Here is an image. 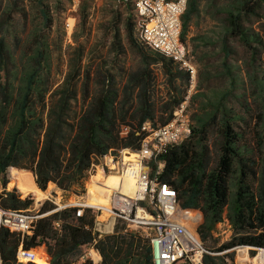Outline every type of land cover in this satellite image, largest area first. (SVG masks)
Returning a JSON list of instances; mask_svg holds the SVG:
<instances>
[{
    "label": "trees",
    "instance_id": "obj_1",
    "mask_svg": "<svg viewBox=\"0 0 264 264\" xmlns=\"http://www.w3.org/2000/svg\"><path fill=\"white\" fill-rule=\"evenodd\" d=\"M38 3L41 28L30 30L17 50L10 47L6 33L14 14H25L23 0H0V182L5 187L7 168L16 166L30 170L41 189L52 182L62 191L84 193L92 159L110 149L137 148L141 123L146 119L154 125L166 123L184 98L189 76L175 60L139 37L133 4L127 1L123 3L125 16L115 10L109 20L112 46L117 52L121 50V22L139 64L120 83L108 68L94 73L86 69L82 88L78 89L72 79L80 74L79 54L75 66L52 89L48 30L54 16L44 0ZM200 4L201 0H187L181 13L180 39L185 43L188 26ZM262 9L264 0H224L219 4L224 14L222 48L226 54V39L234 37L255 59L257 43L263 39L246 21ZM80 16L81 20L86 17L84 3ZM13 39L17 46L15 34ZM222 63L233 85L235 75L225 59ZM156 65L164 85L157 99ZM248 78L252 100L245 99L244 116L229 106L230 89L205 95L201 112L194 113L190 133L160 155L164 159L160 180L175 188L181 207L201 211L196 230L208 250L203 255L204 264H235L233 250L237 245L249 246L251 255L257 248H264V77L252 71ZM240 119L242 126L237 123ZM123 126H127L125 133H121ZM17 173L22 177L21 171ZM19 180L18 187L23 190ZM12 184L16 186L15 181ZM31 203V198H22L15 190H0L2 207L24 209ZM55 206L45 200L40 210ZM224 214L232 234L217 244L213 230ZM55 218L60 219V231L52 227ZM92 225L89 212L76 216L74 208L65 207L40 217L33 233L22 242L25 247L44 243L50 264H70L77 252L92 242L100 252V261L80 264H153L149 238L140 228L126 229L120 217L112 231L100 235ZM20 240V234L0 228L3 264H37L16 262L14 253Z\"/></svg>",
    "mask_w": 264,
    "mask_h": 264
},
{
    "label": "built area",
    "instance_id": "obj_2",
    "mask_svg": "<svg viewBox=\"0 0 264 264\" xmlns=\"http://www.w3.org/2000/svg\"><path fill=\"white\" fill-rule=\"evenodd\" d=\"M69 1L75 8L79 0ZM120 1L132 2L139 37L149 47L171 57L188 72V87L184 98L174 108L171 118L166 123L154 125L150 119L141 123L137 132L140 134L137 148L110 149L92 159L88 170L90 176L100 172L105 176L116 174L121 179L130 178L132 180L130 192L124 191L122 185L112 186L106 203L89 201L86 193H73L66 200L59 202L56 200L58 195L49 193L36 204L33 200L32 204L24 209L5 208L0 205V228L5 227L20 234L21 237L14 253L16 262L35 261L38 264H50V256L45 250L37 252L34 247H25L22 239L33 233L40 217L55 210L72 207L76 216H84L87 212L92 215V229L98 235L112 231L118 217L126 222V229L140 228L149 238L153 264L177 262L204 264L203 255L208 250L196 230L201 218L200 210L181 207L175 188L159 178L164 167V159L160 155L174 142L186 137L190 133L192 123L188 99L197 79L198 65L195 55L180 39L181 13L186 7L187 0ZM65 25L70 32L73 20L70 21L68 18ZM126 131L127 126H123L121 133ZM2 189L7 191L10 187L8 185L4 187L0 182V190ZM28 192L35 191H27L26 196ZM27 197L34 199L32 194ZM45 200L53 201L56 206L41 211L39 205ZM189 211L193 213L191 223L178 217V214ZM60 226V219H53L52 227L60 231ZM240 247H237V250ZM263 258L259 259L261 264H264ZM100 259V252L92 242L85 244L72 258L70 264H80L85 260L97 263ZM0 264H3L1 257Z\"/></svg>",
    "mask_w": 264,
    "mask_h": 264
},
{
    "label": "rangeland",
    "instance_id": "obj_3",
    "mask_svg": "<svg viewBox=\"0 0 264 264\" xmlns=\"http://www.w3.org/2000/svg\"><path fill=\"white\" fill-rule=\"evenodd\" d=\"M44 1L49 5L54 16L53 23L48 30L52 89L57 88L67 73L72 69V66H75L79 54L80 74L72 79L78 89L82 88L81 84L86 69L94 73L99 68H108L120 83L124 81L125 74L139 64V56L127 40L121 22L118 24L121 31V50L117 52L112 46L113 31L109 28V20L112 12L116 10L120 11L122 16L126 14L125 6L120 0H79L75 8L72 7V3L69 0ZM223 2L224 0H213L212 2L201 0L200 10L192 17L186 33V44L195 55L198 65L197 79L188 99V108L192 122H195L194 113L201 112L200 104L204 96H211L213 92L223 89L231 90L227 102L236 112H240L244 116L245 99L252 100L248 73L255 71L258 75L264 77V9L260 11V14L252 16L246 21L247 25L259 31L263 39L262 43H257L258 52L255 54V59L252 60L251 51L243 47L237 38L228 37L226 39V46L229 49L227 54L222 48L224 14L219 10V4ZM81 3L86 5V17L84 20H81L80 16ZM23 4L25 14L15 13L12 19L11 29L6 33V39L10 47L16 48L17 50L22 47L30 30L35 26L41 28L42 21L38 11V0H23ZM68 18L70 21L73 20V27L70 32L66 29L65 25ZM13 34L18 38L17 46L14 44ZM253 44L257 45L256 42ZM224 59L235 75L233 85L230 83V76L224 71L225 66L222 63ZM154 69L157 73V92L155 95L157 99L159 94L164 92V85L159 66H154ZM237 123L238 126H242L244 124L243 119L237 120ZM18 171L25 174L24 176L27 177L25 178L26 181H23V177L17 173ZM7 175L8 182L6 185L10 187V190H15L22 198L32 194L34 196L32 202L33 200L35 202L38 199L37 197L40 199L49 193L58 194L59 196L56 200L62 202L74 193L72 191L62 190L57 191L58 193L53 192L54 187L51 183H48L45 189L39 188L34 181L32 172L25 168L9 166ZM17 175L20 177L24 186L21 184ZM99 177L101 178V175ZM17 179L23 190L18 187ZM12 181H15L16 186L12 184ZM98 186L102 187L96 183L94 186L91 185L90 174L88 173L85 180L84 193L88 192V188L92 192L93 188ZM33 188H37L39 193L37 191L34 193L28 192L26 196L25 193L27 191H33ZM98 190L101 191L102 195L106 194L103 192L106 190H104V187ZM90 195L94 196L93 194ZM100 199L104 200V197H100ZM201 220L202 214L199 223ZM231 234L232 227L224 214L223 219L216 223L213 236L217 238V244H219L229 239ZM33 247L37 252H40L41 249L46 251L45 244L43 243ZM237 247L240 248L237 250ZM237 247H234L233 250L235 264H261L258 255L263 248H257L255 253L251 255L249 246L239 245ZM262 261L264 262V258Z\"/></svg>",
    "mask_w": 264,
    "mask_h": 264
},
{
    "label": "bare ground",
    "instance_id": "obj_4",
    "mask_svg": "<svg viewBox=\"0 0 264 264\" xmlns=\"http://www.w3.org/2000/svg\"><path fill=\"white\" fill-rule=\"evenodd\" d=\"M25 174H22L23 177V181H26L25 178H27L26 176H24ZM101 175V178L99 177ZM106 178L105 182L104 179ZM90 180H91V185L94 186L95 183L97 185H101L104 182V193H106L105 195H102L101 191H99L98 189H101L102 187H94L92 192H90V188H88V192H86V197L89 201H99L102 203H106L108 200V193L110 191V187L112 186H121L122 185V189L126 192H130L131 188H132V180L130 178H123L121 179L120 177H118L116 174H109L107 176L101 174L100 172H95L94 174H92L90 176ZM26 186V185H25ZM33 186V185H32ZM28 188V186H26ZM30 189V188H29ZM33 191H38V189L33 188ZM103 193V194H104ZM90 194H93L94 196H91ZM100 197H104V200H101ZM39 199V197H37ZM38 199H36L35 204L38 202ZM193 216V213L191 211H189L188 213H180L178 214V217H180L181 219L187 220L188 223H191V218ZM259 258H263L264 257V249H261V252L258 255Z\"/></svg>",
    "mask_w": 264,
    "mask_h": 264
},
{
    "label": "crops",
    "instance_id": "obj_5",
    "mask_svg": "<svg viewBox=\"0 0 264 264\" xmlns=\"http://www.w3.org/2000/svg\"><path fill=\"white\" fill-rule=\"evenodd\" d=\"M52 185H53V187H54V191L53 192H57V191H60V189L54 184V183H52V182H50ZM58 193V192H57ZM58 195V194H57ZM59 196V195H58Z\"/></svg>",
    "mask_w": 264,
    "mask_h": 264
}]
</instances>
